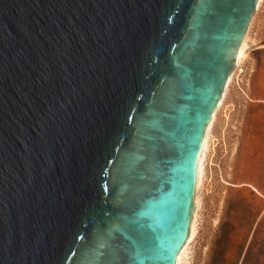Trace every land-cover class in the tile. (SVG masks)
<instances>
[{
    "label": "water",
    "instance_id": "water-1",
    "mask_svg": "<svg viewBox=\"0 0 264 264\" xmlns=\"http://www.w3.org/2000/svg\"><path fill=\"white\" fill-rule=\"evenodd\" d=\"M258 2L0 0V264H176Z\"/></svg>",
    "mask_w": 264,
    "mask_h": 264
},
{
    "label": "rangeland",
    "instance_id": "rangeland-1",
    "mask_svg": "<svg viewBox=\"0 0 264 264\" xmlns=\"http://www.w3.org/2000/svg\"><path fill=\"white\" fill-rule=\"evenodd\" d=\"M248 36L212 128L188 264H264V0Z\"/></svg>",
    "mask_w": 264,
    "mask_h": 264
},
{
    "label": "bare ground",
    "instance_id": "bare-ground-1",
    "mask_svg": "<svg viewBox=\"0 0 264 264\" xmlns=\"http://www.w3.org/2000/svg\"><path fill=\"white\" fill-rule=\"evenodd\" d=\"M262 1L263 0H259L257 7L260 6ZM248 31H249V27H248V30L246 32V35L244 37V40L242 42V45H241L239 53H238L237 65H236L237 68L240 67V65L244 62L246 57L249 55L248 54L249 50L251 49L249 41H248V38H249ZM234 74H235V71H233L231 73V75L228 79L227 87H226V89L224 91V95H223V97L219 103V107L215 110L213 118L210 121V123L208 124L207 130H206L202 150H201L200 156H199L198 179H197L196 194H195V209L193 212L190 235H189L187 242L185 243V245L183 246V248L181 249V251L178 254L176 264H188V254H189V250H190L189 247H190V244H191L192 240L194 239L196 232H197V222H198V214H199V208H200L199 191H200V187L202 185L204 174H205V165H206L205 162L207 160L206 157H207V153L209 152L208 150L210 149L209 146H210V138L212 135V128H213V125H214V122L216 119L217 111L220 109V107L223 104V100L226 96L228 88H229V86L232 83V80L234 78Z\"/></svg>",
    "mask_w": 264,
    "mask_h": 264
},
{
    "label": "snow or ice",
    "instance_id": "snow-or-ice-1",
    "mask_svg": "<svg viewBox=\"0 0 264 264\" xmlns=\"http://www.w3.org/2000/svg\"><path fill=\"white\" fill-rule=\"evenodd\" d=\"M144 249L150 255L155 251L153 247V242L151 240H145ZM177 249L175 247L169 248L168 250H159L156 252V257L159 259L172 260L174 257L169 253H174Z\"/></svg>",
    "mask_w": 264,
    "mask_h": 264
},
{
    "label": "crops",
    "instance_id": "crops-1",
    "mask_svg": "<svg viewBox=\"0 0 264 264\" xmlns=\"http://www.w3.org/2000/svg\"><path fill=\"white\" fill-rule=\"evenodd\" d=\"M262 46H260L259 48H261ZM264 47V46H263Z\"/></svg>",
    "mask_w": 264,
    "mask_h": 264
}]
</instances>
